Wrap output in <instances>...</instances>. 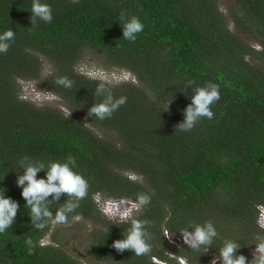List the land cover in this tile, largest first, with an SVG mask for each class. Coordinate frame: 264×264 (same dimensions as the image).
Masks as SVG:
<instances>
[{
  "label": "trees",
  "instance_id": "16d2710c",
  "mask_svg": "<svg viewBox=\"0 0 264 264\" xmlns=\"http://www.w3.org/2000/svg\"><path fill=\"white\" fill-rule=\"evenodd\" d=\"M231 1L222 9L219 0H42L53 19L32 27V0H0V31L15 32L0 53V188L19 204L13 224L0 233V264H82L63 246L42 243L55 222L43 229L31 224L14 183L24 156L45 163L75 157L74 170L88 190L68 219L80 214L74 223L87 231L86 254L94 261L210 264L225 240H235L246 264L256 255L257 235H264L258 222L264 209V0ZM122 9L144 24L135 41L122 37ZM86 50L134 79L103 80L114 96L127 98L103 120L87 115L100 99L94 91L101 79L78 69ZM59 76L72 86L57 84ZM21 81L54 94L73 115L23 98ZM209 81L220 91L210 106L213 117H201L187 131L175 127L193 88ZM141 192L150 202L125 221L104 215L95 198L133 202ZM47 199L54 214L68 196ZM133 219L149 221L151 247L141 255L112 247ZM206 221L217 232L206 251L174 239Z\"/></svg>",
  "mask_w": 264,
  "mask_h": 264
},
{
  "label": "clouds",
  "instance_id": "9594fccd",
  "mask_svg": "<svg viewBox=\"0 0 264 264\" xmlns=\"http://www.w3.org/2000/svg\"><path fill=\"white\" fill-rule=\"evenodd\" d=\"M53 19L52 7L50 4L42 2V0H32L30 5V23L35 27L38 21L51 22ZM118 21L122 24V37L129 41H135L137 34L140 33L144 24L136 15H129L126 10H121L118 14ZM15 32L9 27L0 31V53L6 52L10 46V42L14 39ZM56 83L65 88H70L73 81L67 76H59ZM192 81H187V85L191 86ZM94 95L100 97L98 102L92 103L87 110V115L100 120L105 119L122 104L126 102L125 96L116 97L107 83L101 79V82L95 85ZM220 98L219 85L211 81L205 86H197L193 88L191 102L183 109V120L175 127L182 131L193 128L195 122L201 117L211 119L213 112L211 105ZM170 102L167 103V106ZM17 173L15 185L21 189L20 196L24 199L25 204L29 208L30 222L35 229H43L47 223L55 222L60 224L69 223L68 216L79 207L80 200L86 195L88 190L87 179L79 172L75 171L76 159L72 155H68L63 162L58 160L48 161H31L27 156L21 157L17 162ZM42 177H38L37 173L45 170ZM4 189L0 188V233L8 229L16 217L19 204L16 200L4 195ZM61 193H65L68 199L56 208L54 214L49 209L50 201L47 199L50 195L53 200L57 199ZM151 197L144 192L138 193L135 201L129 202V207L125 212L118 213L125 221L133 212V207L140 208L147 205ZM126 198H121L119 204H124ZM109 203H113L109 201ZM132 203V204H131ZM110 211L109 209H102ZM261 216V215H260ZM263 217V216H262ZM74 220L80 219V214L72 217ZM149 223L146 219H133L130 228L125 232L123 239L113 241L112 247L117 251L131 249L136 255H141L150 250L151 245L146 239L147 230L144 225ZM183 242L191 249H198L204 246L205 251L211 245L213 238L217 232L211 221L203 224H195L191 227L181 229ZM25 243L28 245V252L31 254L34 250L35 243L31 237L27 238ZM239 245L235 240H225L219 248V256L214 260H219L221 264H246V257L237 254L236 250ZM254 252L247 264H264V235L258 234L255 243Z\"/></svg>",
  "mask_w": 264,
  "mask_h": 264
},
{
  "label": "rangeland",
  "instance_id": "374dc122",
  "mask_svg": "<svg viewBox=\"0 0 264 264\" xmlns=\"http://www.w3.org/2000/svg\"><path fill=\"white\" fill-rule=\"evenodd\" d=\"M219 4L221 5L222 9H228L233 3L231 0H219ZM78 69L91 77L103 79L104 81H107L111 84H115L122 80H134L131 74L128 72L108 65L103 54L96 53L91 50H86L85 53H83L82 61L79 63ZM49 70V65L44 63L43 72L47 73ZM20 84L22 86L23 98H26L37 105L59 107L67 114L73 115V113L67 109V107L57 96L39 88L36 83L32 81H21ZM87 124L90 123L87 122ZM93 128H95L94 130L96 132L100 133L99 129H96L94 126ZM95 198L97 199V204L100 211L113 220H122L120 216L117 217V214L125 212L130 206L127 200L124 204H119L118 202L120 199L103 200L99 196H95ZM109 201H112L113 203H109ZM105 208L109 209L110 211H103L102 209ZM258 211L259 225L264 227V212H262L260 209ZM138 212L139 209L133 207V212L129 218L133 217ZM74 222H77V220H73V222L66 224L53 223L50 232L42 239V243H53L63 246L67 252L77 257L82 262V264H113L108 262L94 261L87 256L86 246L89 243V236L87 231L77 228V225ZM174 239L178 241V239ZM180 263H183V261H180ZM212 263L213 261L210 264Z\"/></svg>",
  "mask_w": 264,
  "mask_h": 264
},
{
  "label": "built area",
  "instance_id": "2783aa9c",
  "mask_svg": "<svg viewBox=\"0 0 264 264\" xmlns=\"http://www.w3.org/2000/svg\"><path fill=\"white\" fill-rule=\"evenodd\" d=\"M260 210H262V212H264V209L263 208H261ZM177 239L183 241L182 237L181 238H177Z\"/></svg>",
  "mask_w": 264,
  "mask_h": 264
},
{
  "label": "water",
  "instance_id": "95a60500",
  "mask_svg": "<svg viewBox=\"0 0 264 264\" xmlns=\"http://www.w3.org/2000/svg\"><path fill=\"white\" fill-rule=\"evenodd\" d=\"M214 262V261H213ZM213 264V263H212ZM215 264H220L219 260H216L215 261Z\"/></svg>",
  "mask_w": 264,
  "mask_h": 264
}]
</instances>
